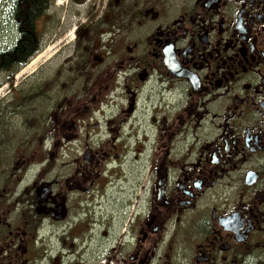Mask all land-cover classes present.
Instances as JSON below:
<instances>
[{
  "label": "flooded vegetation",
  "instance_id": "obj_1",
  "mask_svg": "<svg viewBox=\"0 0 264 264\" xmlns=\"http://www.w3.org/2000/svg\"><path fill=\"white\" fill-rule=\"evenodd\" d=\"M54 1L52 86L0 126L34 150L0 160V264H264V0H71V39Z\"/></svg>",
  "mask_w": 264,
  "mask_h": 264
},
{
  "label": "rangeland",
  "instance_id": "obj_2",
  "mask_svg": "<svg viewBox=\"0 0 264 264\" xmlns=\"http://www.w3.org/2000/svg\"><path fill=\"white\" fill-rule=\"evenodd\" d=\"M60 2L61 4L57 5L56 0L54 1L51 12L55 11L59 16H61V18H64L66 22L70 24V27L67 31V36L69 39H71L74 37L73 27L75 26L74 24L71 25V22H75V19H77L78 17L72 14V10L74 7L71 3V0H61ZM15 4L16 0H0V50H5L13 46L19 38L18 23L15 18L14 11ZM41 30L43 32L42 50L37 55L40 56V58L37 61L38 63L36 62V69H34L35 71L25 74L21 73L35 58H37V56L34 57L26 67L21 69L15 75L12 86H10L8 82H6L7 75L0 74V126L8 131V137L10 138H12L14 134L18 135V137H23L24 133L22 135L20 133L25 131L24 124L22 122L25 119V116L23 115L24 113H22L23 110L18 114V116L13 118L9 116L10 114L6 115V107L13 101H15L12 97L13 91L10 90L15 89L21 93L22 90L39 87V85L44 86H42L41 88L43 91L48 88L50 89V87L52 86V82L49 80V78L52 77L53 69L54 67H56L59 61V57L63 56V54H61L59 57L57 56V49L60 44H58L59 39L55 37V31L53 29L52 22L50 20L44 22ZM69 30H71L70 33ZM47 84H49V86L45 87V85ZM45 103L46 102H44V104ZM20 104L21 106L24 105V101L21 100ZM1 130L2 129H0V132ZM33 155L34 150L32 149V146L29 145L28 149H26V147L24 148L23 153L18 159H24V161L21 162L22 164L24 162H28V159ZM16 157V154H12L11 156L6 155L3 158H5L9 164H13L18 160H15ZM18 164L20 165V163ZM22 168L27 167L25 166Z\"/></svg>",
  "mask_w": 264,
  "mask_h": 264
},
{
  "label": "trees",
  "instance_id": "obj_3",
  "mask_svg": "<svg viewBox=\"0 0 264 264\" xmlns=\"http://www.w3.org/2000/svg\"><path fill=\"white\" fill-rule=\"evenodd\" d=\"M50 4L51 0H16L14 11L18 23L19 38L13 46L0 50V74L7 75L6 82L11 86L15 75L42 50L41 19ZM21 110L22 106L17 99L6 107V115L10 114V116L16 117ZM17 138L16 134L12 136V139ZM5 156L1 154L0 160Z\"/></svg>",
  "mask_w": 264,
  "mask_h": 264
},
{
  "label": "bare ground",
  "instance_id": "obj_4",
  "mask_svg": "<svg viewBox=\"0 0 264 264\" xmlns=\"http://www.w3.org/2000/svg\"><path fill=\"white\" fill-rule=\"evenodd\" d=\"M39 58H40V56H37V58H35L21 73L25 74L28 72H34L35 71L34 69H36L35 68L36 62L39 60Z\"/></svg>",
  "mask_w": 264,
  "mask_h": 264
}]
</instances>
